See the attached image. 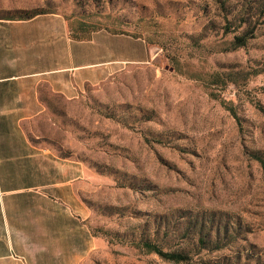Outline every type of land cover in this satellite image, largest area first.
Masks as SVG:
<instances>
[{
	"label": "rangeland",
	"instance_id": "obj_1",
	"mask_svg": "<svg viewBox=\"0 0 264 264\" xmlns=\"http://www.w3.org/2000/svg\"><path fill=\"white\" fill-rule=\"evenodd\" d=\"M36 12L150 51L39 134L84 165V264H264V0H0Z\"/></svg>",
	"mask_w": 264,
	"mask_h": 264
},
{
	"label": "crops",
	"instance_id": "obj_2",
	"mask_svg": "<svg viewBox=\"0 0 264 264\" xmlns=\"http://www.w3.org/2000/svg\"><path fill=\"white\" fill-rule=\"evenodd\" d=\"M149 53L142 38L108 31L75 40L56 13L0 19V264H84V165L39 134Z\"/></svg>",
	"mask_w": 264,
	"mask_h": 264
},
{
	"label": "trees",
	"instance_id": "obj_3",
	"mask_svg": "<svg viewBox=\"0 0 264 264\" xmlns=\"http://www.w3.org/2000/svg\"><path fill=\"white\" fill-rule=\"evenodd\" d=\"M44 14H52V13H44V12L43 13L36 12V13H29V14L23 13L19 18H0V19L25 21V20H31L37 16L44 15ZM83 32L84 31H80V29H78L76 31H71L70 35L73 39L78 40V41L89 40L91 36L85 35ZM263 167H264V163H263ZM144 248L147 250L148 253L157 254L160 258L165 259V260L174 261V262H181L184 260L183 257H181L180 255L165 253L160 248H158L157 246L151 243H145Z\"/></svg>",
	"mask_w": 264,
	"mask_h": 264
}]
</instances>
